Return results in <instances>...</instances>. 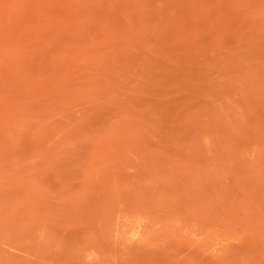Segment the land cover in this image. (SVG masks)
Listing matches in <instances>:
<instances>
[{"label": "rangeland", "instance_id": "1", "mask_svg": "<svg viewBox=\"0 0 264 264\" xmlns=\"http://www.w3.org/2000/svg\"><path fill=\"white\" fill-rule=\"evenodd\" d=\"M0 264H264V0H0Z\"/></svg>", "mask_w": 264, "mask_h": 264}]
</instances>
